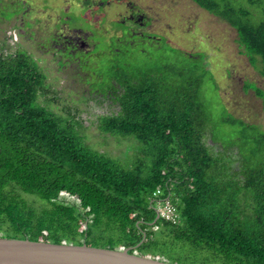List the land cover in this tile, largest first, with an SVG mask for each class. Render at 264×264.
Wrapping results in <instances>:
<instances>
[{"label": "trees", "instance_id": "obj_1", "mask_svg": "<svg viewBox=\"0 0 264 264\" xmlns=\"http://www.w3.org/2000/svg\"><path fill=\"white\" fill-rule=\"evenodd\" d=\"M76 2L85 12L93 7ZM191 2L235 31L240 55L264 79V0ZM31 13L10 19L22 15L24 33L37 24ZM6 47L0 44V238L128 249L174 264H264V130L229 117L226 125L240 127L234 136L210 137L207 125L215 126L206 118L196 69L177 72L182 83L172 88L171 64L113 63L83 97L95 110L99 100L108 108L92 119L78 108L60 116L39 101L51 89L33 55ZM59 54L74 63L83 55ZM97 82L100 89L91 88ZM250 89L264 108V91L246 83ZM85 123L99 140L127 144L125 156L94 150ZM165 201L177 209L178 225L156 220L155 207Z\"/></svg>", "mask_w": 264, "mask_h": 264}, {"label": "rangeland", "instance_id": "obj_2", "mask_svg": "<svg viewBox=\"0 0 264 264\" xmlns=\"http://www.w3.org/2000/svg\"><path fill=\"white\" fill-rule=\"evenodd\" d=\"M25 1L28 2L26 6L21 4ZM105 1L107 3L96 1L93 7L85 12L83 8H78L75 0H19L11 8L7 4L15 3L16 0H0V44L4 42L7 46L3 52L13 53L16 49H21L33 55L46 75V82L51 89L39 100L42 105L48 106L60 116H67L66 111L69 108H78L81 117L92 119L93 114L102 113L108 108L104 100H99L100 108L95 110L93 102L83 99L87 96L85 93L89 82L95 83L101 72L113 63L135 69L143 63L149 68L164 63L173 67L169 73L173 78L172 88H178L182 83L179 78L182 75L176 74L177 72L190 68L197 70L193 77L196 76L201 81L199 93L204 101L208 116L206 118L215 126V129H212L208 123V134L216 142L225 140L223 135L233 137L234 130L240 129H233L225 124L229 117H236L245 125H254L257 129L260 130L261 127L264 130L262 102L255 97L252 89L245 90V84L248 83L264 91V82H260L246 58L240 55L234 41L236 33L227 23L196 8L189 0ZM121 1H133V7L142 14V25L128 21L127 17L131 15V11L128 10L127 3L123 4ZM24 9L26 12H32L31 16L36 15L37 24H32L36 33L33 30L23 33L22 20L19 18L22 15L17 19H10L11 14H22ZM116 21L118 22L114 23ZM112 23L130 28L134 34L130 36L126 30H122L124 36L121 38V29L111 30ZM74 30L89 36L87 47L76 51L85 55H77L81 63H74L73 58L66 54L58 55L56 50L60 47L50 43L49 37L54 34L75 37ZM138 34L148 38L153 36L158 45L154 46L150 39L139 38ZM112 36L120 39L119 43H110L108 38ZM16 45L20 46L16 48ZM41 45L45 48H40ZM110 52L112 53L109 55ZM188 55H196V59L192 60ZM57 57L60 58V66L56 62ZM84 66L90 67L89 70H85ZM187 72L189 73V70ZM187 76L183 74V77ZM102 80L104 78L100 77V81ZM98 83L91 88L100 89ZM85 126L87 144L94 150L120 158L125 156L127 144L116 143L114 139L99 140L96 127L87 126L86 123Z\"/></svg>", "mask_w": 264, "mask_h": 264}, {"label": "water", "instance_id": "obj_3", "mask_svg": "<svg viewBox=\"0 0 264 264\" xmlns=\"http://www.w3.org/2000/svg\"><path fill=\"white\" fill-rule=\"evenodd\" d=\"M0 264H174L128 249L0 238Z\"/></svg>", "mask_w": 264, "mask_h": 264}, {"label": "flooded vegetation", "instance_id": "obj_4", "mask_svg": "<svg viewBox=\"0 0 264 264\" xmlns=\"http://www.w3.org/2000/svg\"><path fill=\"white\" fill-rule=\"evenodd\" d=\"M79 1H83V0H79ZM84 1H86V0H84ZM90 1H91L90 2L91 4L95 3V0L94 1L90 0ZM102 1L107 3V1H105V0H102ZM108 5H109V3H108ZM126 6L128 7V10L131 11V15L129 17H127L128 21L142 25V23H141V21H142L141 15L142 14H140L138 12H135L132 14L133 11L131 9L134 6L132 3H129ZM95 8H99V7L95 6ZM112 28H113V26H112ZM124 30H126L130 36L134 34V32L130 28H124ZM73 33H74L75 37H69V36L65 37V36H62L61 34H54L55 37L58 35V37H56L57 41H51V43L57 44V47H60V48H57V50H56L57 52H59V50L62 49V50L68 51V53L70 55H73L74 50L83 49V48L87 47L85 42H84L87 34H84L83 32H78L76 30H74ZM121 33L124 34V32L122 30H121ZM82 35H84V37H81ZM138 35H139V38L144 39V40H148V36H145L142 34H138ZM61 40L64 44L61 42ZM142 42L144 43L145 41H142ZM131 43H133V42L131 41Z\"/></svg>", "mask_w": 264, "mask_h": 264}, {"label": "built area", "instance_id": "obj_5", "mask_svg": "<svg viewBox=\"0 0 264 264\" xmlns=\"http://www.w3.org/2000/svg\"><path fill=\"white\" fill-rule=\"evenodd\" d=\"M160 193L159 190L153 194V197ZM156 211L158 217L163 220L164 222L171 223L173 225H177L180 223V217L177 212V209L169 202L165 201L156 206Z\"/></svg>", "mask_w": 264, "mask_h": 264}, {"label": "clouds", "instance_id": "obj_6", "mask_svg": "<svg viewBox=\"0 0 264 264\" xmlns=\"http://www.w3.org/2000/svg\"><path fill=\"white\" fill-rule=\"evenodd\" d=\"M190 2H191V0H189ZM123 4L126 2L127 4H129V3H131V2H133V1H121ZM192 3V2H191ZM126 4V5H127ZM103 21H104V19H103ZM118 21H116V22H114V23H117ZM114 23H112L111 24V30H116V27H115V24ZM226 23V22H225ZM119 24V23H118ZM121 25V24H120ZM112 26H113V28H112ZM124 27V26H123ZM125 28V27H124ZM123 28V29H124ZM231 28V27H230ZM232 29V28H231ZM118 30V29H117ZM120 30V29H119ZM122 30V29H121ZM233 30V29H232ZM234 31V30H233ZM235 32V31H234ZM188 56H192V57H194V59H196L195 57H196V55H188ZM244 57V56H243ZM250 66V65H249ZM257 75V77L261 80V81H264V79L263 78H261L258 74H256ZM178 212V211H177ZM155 213H156V220H161L159 217H158V214H157V211H156V207H155ZM179 214V213H178ZM179 217H180V215H179ZM161 221H163V220H161ZM171 224V223H170ZM173 225V224H172ZM178 225V224H177Z\"/></svg>", "mask_w": 264, "mask_h": 264}, {"label": "crops", "instance_id": "obj_7", "mask_svg": "<svg viewBox=\"0 0 264 264\" xmlns=\"http://www.w3.org/2000/svg\"><path fill=\"white\" fill-rule=\"evenodd\" d=\"M260 82H264V81H261V80H260Z\"/></svg>", "mask_w": 264, "mask_h": 264}]
</instances>
